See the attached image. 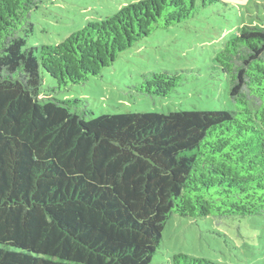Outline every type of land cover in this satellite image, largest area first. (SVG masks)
I'll return each instance as SVG.
<instances>
[{
  "label": "trees",
  "instance_id": "trees-1",
  "mask_svg": "<svg viewBox=\"0 0 264 264\" xmlns=\"http://www.w3.org/2000/svg\"><path fill=\"white\" fill-rule=\"evenodd\" d=\"M41 3L0 0V264H152L175 214L264 215V26L244 25L216 55L236 110L87 118L78 100L43 98L41 70L60 90L84 83L198 0H140L28 49L20 30ZM143 78L137 92L165 97L180 75Z\"/></svg>",
  "mask_w": 264,
  "mask_h": 264
},
{
  "label": "rangeland",
  "instance_id": "rangeland-1",
  "mask_svg": "<svg viewBox=\"0 0 264 264\" xmlns=\"http://www.w3.org/2000/svg\"><path fill=\"white\" fill-rule=\"evenodd\" d=\"M140 0H42L31 14L33 29L23 26L25 48L64 41L89 22L102 21ZM244 25L264 26V0H198L195 15L150 35L120 53L113 65L81 84L62 90L45 71V100H78L72 106L87 118L116 113H169L178 110H236L228 77L218 67L217 53ZM37 53V52H36ZM38 54V53H37ZM180 75L168 96L145 95L135 87L143 75L160 71ZM207 258L219 264L264 263V215L219 219L173 215L152 264H167L174 254Z\"/></svg>",
  "mask_w": 264,
  "mask_h": 264
}]
</instances>
